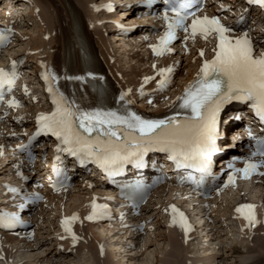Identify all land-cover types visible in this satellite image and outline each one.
<instances>
[{
    "label": "snow or ice",
    "instance_id": "6c2138e0",
    "mask_svg": "<svg viewBox=\"0 0 264 264\" xmlns=\"http://www.w3.org/2000/svg\"><path fill=\"white\" fill-rule=\"evenodd\" d=\"M264 8V0H248ZM166 10L163 19L167 31L160 38L152 51L156 56L170 52L169 44L176 38L177 30L186 33L185 39L195 40L197 36L207 40L215 34L214 55L211 60H205L196 78L188 84L183 94L177 97L180 102L177 108L188 114L178 120L175 116L163 119H145L134 112L123 113L106 110L100 107L84 109L76 101L69 100L51 86L56 80L54 75H43L48 83L47 91L51 96L53 111L48 115L37 116V131L35 136L51 135L56 138L57 153H67L78 161L94 162L109 173H114L133 157L137 160L149 150L157 149L169 153L177 167L194 168L205 173L209 161L216 148L217 120L222 107L230 101L250 102L255 116L264 124V53L259 57L254 55L253 43L247 33L237 38L231 36L232 29L221 24L216 17H197L201 0H164ZM172 13L169 18L168 13ZM191 18L190 24H185ZM5 37L0 36V43ZM200 56H204L201 50ZM155 68V65H153ZM14 69V66H13ZM172 68L160 69L157 88L164 89L168 83V75ZM17 78L16 72L0 69V101L5 91L10 92ZM74 79H82L75 77ZM155 77H148L142 83L147 84ZM124 94L121 95L123 100ZM151 103V101H149ZM16 101L8 102V107H18ZM251 135V134H250ZM257 156L264 157V140L257 141L255 150L244 159L242 169L228 168L232 174L224 187L235 183V175L239 173L242 179H249L257 170L264 167V160L253 162ZM59 159V156H57ZM15 191V189H12ZM37 199H39L37 197ZM92 213L88 220L100 218L105 209L93 201ZM172 224L178 225L185 233L190 229L183 213L175 207H170ZM237 212L250 226H255L256 218L253 205H242ZM78 217L62 220L61 227L72 236L71 224Z\"/></svg>",
    "mask_w": 264,
    "mask_h": 264
},
{
    "label": "bare ground",
    "instance_id": "6f19581e",
    "mask_svg": "<svg viewBox=\"0 0 264 264\" xmlns=\"http://www.w3.org/2000/svg\"><path fill=\"white\" fill-rule=\"evenodd\" d=\"M61 1H63V3H64V7L61 8V10H60L62 18L59 21L53 19V24H52L53 28H52V25L50 26V23L48 21L41 22L42 27H40L41 29L39 28V30L41 32L42 28L44 27L45 31H43V36L45 35L46 31H48L50 28L51 30H49V31L54 32L53 36L54 37L56 36L57 40H59V41L63 40V45L65 48V54L68 56V58L74 59V58L79 57V49L77 47V41H76L75 34L72 33V23H75L77 25L78 34L80 35V39L82 41H87V38H85L84 36L86 35L87 32L90 31L89 26L91 25L92 26L91 30H93V35H95L96 41L99 44L101 51L104 53L106 51V49L108 50L110 48V41L108 38L103 37V32H102L101 26H99L96 23V20H94L95 16H94V18L90 17L91 18L90 21L87 22V29L89 31L87 30V32H86V30H85L84 21H83L81 12H80L81 11L80 7L88 9L89 1H87V0L86 1H83V0H72V1L71 0L70 1L69 0H61ZM66 1H67V3H66ZM3 3H5V2L3 1ZM56 6L58 7V4H56ZM56 14H57V12H56ZM88 14H90V13H88ZM87 17H88V15H87ZM133 18H134V14L127 13V16L124 20H128V19L133 20ZM145 31H146V29L144 27H141L138 29L137 33L141 34ZM24 33L26 34V32H24ZM40 36H41V33H40ZM143 38H144L143 36H140L139 38L137 37L136 40L133 39V43L130 45L132 49H129V51L130 50H138V48H140V46H141L140 42H142ZM116 41H119V40H116ZM27 45H26V47H24V49H22V51H24L25 48H27ZM118 46H120V45H117V46L115 45V48H117ZM39 48H40V46H39ZM123 48H124V45H123ZM34 50H35V48H34ZM59 50L55 49L54 57L60 56ZM116 52H117V50H116ZM126 53H129V52H126ZM107 54H110V53L106 52V55ZM11 55H13V54H11ZM48 55H50V54H48ZM144 58H146L144 55H139L137 57V61L144 63V66H145ZM91 60L93 62V65L95 66V68H97V70L103 71V68H102L100 62L98 61V59L96 58L94 53L91 56ZM51 63L56 64L55 61H53ZM108 67L114 73H115V71H118L122 75L121 70H123V72L130 75L129 71L126 72V70H124V66L119 65V62H117V60L114 61L113 64L108 63ZM145 68L146 67H144V70L137 71V72L142 73L145 71ZM188 69H189L190 74H191V70L193 69V66L189 65ZM132 72H136V69L133 68ZM186 79L187 78H185L184 80H186ZM108 85L112 91L115 90L113 85L110 82H108ZM261 185L263 186V184H261ZM252 187H254V186H252ZM244 188L246 190H248L249 187L246 186ZM263 188H264V186H263ZM84 190L85 189H83V192L86 193V191H84ZM262 193L264 194V189H263ZM73 199H74V203H71L72 205L69 204L70 207L75 206L77 203L78 204L80 203V202H78L79 199L77 201H76V198H73ZM75 201H76V204H75ZM46 217H47V219H50L51 215L47 214ZM87 231H89V229ZM99 232L102 235H104L103 231H99ZM94 238H95V240H97L96 238H98V236L94 234ZM153 238H154V240H150L147 242L145 241L146 243H144V245H142L144 252H141V248H142L141 246H140V248H138V251L136 250L133 252L122 249L121 247H114L113 245H111V243H113L114 239L111 238V239H109L110 243H108V245H109L108 247H110V251L108 250L104 253V255L106 257H104V256H102V254L98 253V251L96 250V249H98V247L92 248V245H90L89 243L88 244L84 243L81 245V247L79 246L76 249L75 254L79 253V251H78L79 249L87 251V254L91 258L93 264H112L111 261L113 260L114 257L118 258V255H119L118 262L113 263V264H124V263L125 264H143V263L148 262L147 258H145V260H143L144 258L142 259L143 254L146 252L145 253L146 257L149 256L150 259L152 258L148 262V263H150L154 258V255H153L154 251L153 250H155V249L150 250V247L152 245L154 246L155 242L158 243V242H163L164 240H167L166 246L168 248L163 253V259L158 260V259H156L157 256L155 255V262L156 263L159 262V264H186L185 262L188 260V258L186 256L188 254L187 249L181 244L180 235H179V233H177L176 230L171 228V229L166 230L165 233H162V231H161L157 235L154 234ZM157 239H159V240H157ZM258 241H259L258 246L261 247V250H262V248L264 249V240H258ZM113 244H119V243L114 242ZM52 246H54V248L53 247L48 248L49 250L47 249L48 251L45 254L36 255L35 256L36 258L32 259L33 262H31V260H28L29 261L28 264L39 263L40 262L39 259L42 257H43L42 261H45L44 260V258H45V259H48V261H53V264H76V262L73 260L74 255L72 256V254H70L68 252H64L63 250L57 251L58 250L57 247L54 244ZM164 246H165V244L162 246V248ZM192 251H194V252L197 251V253H199V256H201V257L205 256L204 252L201 253L200 250L197 248L195 249V247L192 248ZM162 252L163 251L161 250V255H162ZM117 253H118V255H117ZM227 253H228V255H230L229 257H232V259H234V264H242L240 259L243 257H242V252H240L239 248H237L236 246H233ZM124 254H127V255H124ZM262 256L264 257V252L262 253ZM126 257H127V259H125ZM201 257L199 259H204ZM219 258H220L219 262H221V263L229 261L227 256L225 258L224 257L221 258L219 256ZM105 259L107 261H105ZM262 259H263L262 257L258 256L254 260H252L249 264H262L264 262V261L261 262ZM124 260L126 262H124ZM127 261H129V263Z\"/></svg>",
    "mask_w": 264,
    "mask_h": 264
},
{
    "label": "rangeland",
    "instance_id": "374dc122",
    "mask_svg": "<svg viewBox=\"0 0 264 264\" xmlns=\"http://www.w3.org/2000/svg\"><path fill=\"white\" fill-rule=\"evenodd\" d=\"M84 1H86V0H84ZM80 9L82 10V12H83V14H84V16L90 21V15H91V13H90V11L88 10V9H86V8H83V7H80ZM88 13H90V14H88ZM87 15H88V17H87ZM48 22L50 23V26L52 25V23L50 22V20H48ZM51 30V29H50ZM28 44V42L27 43H25V46L24 47H26V45ZM24 47L22 48V49H24ZM21 49V50H22ZM166 232V230H164L162 233H165ZM104 234V233H103ZM167 240H164L163 241V243L165 244H167V242H166ZM164 244H162V246L164 245ZM107 246H109L108 245V243H107ZM162 246H161V248H160V251L159 252H157L156 253V251L154 252V256L156 255V256H158V255H160L161 254V250H162ZM49 250V249H48ZM47 249L45 250V251H43V252H41V254H45L47 251H48ZM79 251V253L77 254H74L75 256H74V261L75 262H77L78 261V258L80 257V255L82 254L81 253V251H83V252H85V257H83V263L82 264H93V262H92V260H91V258L89 257V255L87 254V251H85V250H78ZM165 252V250H163V253ZM156 253V254H155ZM196 253V252H195ZM194 253V254H195ZM39 255V254H38ZM117 255H118V253H117ZM124 255H127V254H124ZM230 256V255H229ZM25 258H28V256H24ZM121 257V256H120ZM76 258V259H75ZM118 259H119V255H118V258H113V260L111 261V263L113 264V263H116V262H118ZM125 259H127V257L125 258ZM152 259V258H151ZM150 258L149 259H147V261L149 262L150 260H151ZM121 260V259H120ZM85 261V262H84ZM240 261L241 262H244L245 260H244V258H241L240 259ZM79 262H81V261H79ZM124 262H126L125 260H124ZM128 263H129V261H127ZM143 263V264H155L156 262H155V257L153 258V260L150 262V263ZM125 264V263H124ZM156 264H159V262H157Z\"/></svg>",
    "mask_w": 264,
    "mask_h": 264
}]
</instances>
